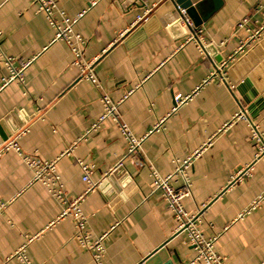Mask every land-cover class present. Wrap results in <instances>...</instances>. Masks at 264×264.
I'll return each mask as SVG.
<instances>
[{"label":"crops","instance_id":"obj_1","mask_svg":"<svg viewBox=\"0 0 264 264\" xmlns=\"http://www.w3.org/2000/svg\"><path fill=\"white\" fill-rule=\"evenodd\" d=\"M55 1L70 17L83 12L74 30L99 86L53 39L34 0H0V264H20L22 246L33 264H144L162 244L171 264H203L153 186L152 172L173 174L171 184L182 187L175 169L187 157L191 193L183 205L215 238L221 264H264V156L256 157L250 139L252 124L264 136V31L239 48L264 23V0H221L217 8L198 0V17L210 15L194 27L195 39L172 0ZM244 17L250 22L239 27ZM25 61L22 80L4 84ZM177 93L187 96L178 106ZM102 95L118 102L135 136L161 121L121 165L128 138L119 121L107 117L91 129L104 111ZM239 111L245 118L235 117ZM11 139L18 149L3 147ZM25 155L55 161L64 197L83 195L89 242L103 235L99 259ZM78 160L90 166L94 190L86 191Z\"/></svg>","mask_w":264,"mask_h":264},{"label":"built area","instance_id":"obj_2","mask_svg":"<svg viewBox=\"0 0 264 264\" xmlns=\"http://www.w3.org/2000/svg\"><path fill=\"white\" fill-rule=\"evenodd\" d=\"M34 1L37 3L38 10L42 11L45 14L50 25L54 28L53 39L63 40L68 45L72 53V63L80 67L83 77L89 79L94 85L99 86V82L92 72L93 69L92 63L85 62L82 60L83 51L81 48V43L83 42V40L80 34L74 30V24L79 20V17L83 15V12L78 13L75 17H70L66 15V13L57 6L55 0H34ZM175 10L177 15H179L180 19H182V22L187 26H189L191 29H193L192 30L193 34H191L190 37L192 39L198 38L197 32L199 30L194 28L193 22L186 14L185 9L181 8L178 5H175ZM136 18L137 19H135L134 22L132 23L133 25L138 24L139 22L146 19V13L143 15H137ZM248 22H250L248 21V18L244 17L241 19V21L238 22V26L239 27L248 26ZM263 31H264V23L262 25L251 28L248 39L246 40L245 43L240 45L239 48L243 49L244 47L252 43V41H254L255 39L261 36ZM121 34H123V32ZM10 60H11L10 58L6 57V62L9 64V66H10ZM28 63L29 61L22 62L20 65L21 67L19 68L11 67L10 74L7 77L2 78L3 83L5 84L13 79L22 80L23 70L25 67H27ZM224 65L225 63H222V67ZM186 99L187 96L183 97L180 93L174 95V102L176 106H178ZM101 100L102 103H104L103 104L104 111L98 117L97 121H95V123L93 122L91 129H96L101 124V122L105 120L107 117H111V119L113 118L119 121L118 122L119 129L121 133L126 138H128L125 156H123L121 161H119L118 163V165H121L129 155L138 152L142 140H144L145 136L148 133H151L153 130L160 127L161 121H158L159 123L154 125V127L150 129L148 133L140 137L135 136L129 131L126 123L120 121L118 115V102L112 101V99L107 95H102ZM235 117L245 118V115L243 112L239 111L238 113H236ZM250 139L255 143L257 147L256 157L264 156V136L261 133V131L258 129L257 125H253V124L251 125ZM3 147L4 148L14 147L15 149H18L17 142L15 141V139H11L10 141L4 143ZM23 158L27 164H29L34 168L35 170L34 179L41 180L43 183H45L52 192V194L66 204L65 209L62 211V214L63 215L71 214L73 216L77 230L76 232L77 239L83 245H88L90 248H92L95 251L94 252L95 258L99 259L103 251V246H102L103 235L97 238L96 240H94V242L91 243L89 242V235L85 230L86 223H85L84 215L81 210L82 206H80L83 195H79L78 197L73 199H67L66 197H64L61 189V184L59 183V177L56 173L55 161H42L31 155H25ZM189 163H190V157H187L182 161H180L175 169L176 173H181L184 177V185L182 187L176 188L171 184L170 179L173 174L161 177L156 173L152 172L153 186L156 190L161 191L162 196L167 202L168 208L174 214L178 222L176 228L177 233L186 231L188 237V243L191 246H194V248L196 249V258L201 260L203 264H221L223 263L222 257L214 249L215 238L214 237L207 238L204 236V234L197 227L198 214H196L195 212L194 213L188 212L183 205L184 197H186L189 193H191L189 188V179L184 170V167H186V165H188ZM78 164L83 172L82 180L87 184L86 191L94 190L97 185L96 183L92 182L90 179V172H91L90 166L84 163L82 160H78ZM245 171H247V169ZM242 173H240V175ZM15 254L20 264H33L29 260L28 256H26L23 246L19 247L18 251Z\"/></svg>","mask_w":264,"mask_h":264},{"label":"water","instance_id":"obj_3","mask_svg":"<svg viewBox=\"0 0 264 264\" xmlns=\"http://www.w3.org/2000/svg\"><path fill=\"white\" fill-rule=\"evenodd\" d=\"M174 5H178L181 8L185 9V12L190 16L192 22L194 23V27L200 25L202 20L206 19L210 15V11L206 12L202 15V18L198 17L197 9L199 8L200 4L198 0H172ZM214 1L216 4L213 6L217 8L220 4L221 0H211ZM171 264V261L168 260V252L165 247V244L160 245L154 251H152L145 259L144 264Z\"/></svg>","mask_w":264,"mask_h":264}]
</instances>
